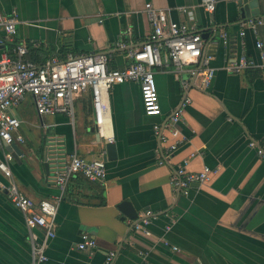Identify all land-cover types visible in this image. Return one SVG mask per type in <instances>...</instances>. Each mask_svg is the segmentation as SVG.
Segmentation results:
<instances>
[{"label": "crops", "instance_id": "0c3cea01", "mask_svg": "<svg viewBox=\"0 0 264 264\" xmlns=\"http://www.w3.org/2000/svg\"><path fill=\"white\" fill-rule=\"evenodd\" d=\"M252 1L250 19L263 17L264 0ZM249 2L218 0L208 14L200 0H0V11L13 12L18 21L13 43L33 49L30 61L37 65L51 55L104 53L110 68H124L127 52L140 47L150 32L143 13L150 3L164 9L169 20L193 23L205 35L203 54L215 70L205 90L189 66L179 75L171 67L156 71L158 112L152 115L145 111L138 85H115L108 132L115 158L105 161L106 178L98 183L77 176L63 192L54 185L61 168L52 166L46 173L37 151L48 138L59 144L56 150L64 152L65 162L73 154L86 161L102 159L107 142L96 133L89 95L74 100L72 120L61 114L38 116L28 95L11 111L21 122L14 136L23 140L16 143L19 162L9 153L17 187L33 200L59 199L55 236L47 242L43 264H103L110 251L115 252L112 264H264V69L226 70L242 55L260 63L255 42L264 44V24L257 36L248 29L239 36L245 22L240 13ZM0 40V56L10 54L12 43L2 31ZM182 81L189 84L191 100L178 124L186 140L160 166L152 126L164 124L181 104ZM184 160L190 172L203 166L216 171L205 185H192L186 197L170 185L172 169ZM0 184H7L1 173ZM124 201L136 220L117 207ZM148 210L153 218L135 230L134 223ZM82 234L94 239V249L77 250ZM30 235L43 237L41 230L26 227L23 214L0 188V264H29Z\"/></svg>", "mask_w": 264, "mask_h": 264}, {"label": "built area", "instance_id": "2783aa9c", "mask_svg": "<svg viewBox=\"0 0 264 264\" xmlns=\"http://www.w3.org/2000/svg\"><path fill=\"white\" fill-rule=\"evenodd\" d=\"M218 0H200L202 9L211 14ZM234 3L240 0H231ZM181 13L190 16V11L180 9ZM143 13L150 26V32L143 44L127 52L129 64L122 69L110 68L108 57L104 53L93 55H70L59 59L51 55L41 65L27 59L28 48L24 44L13 43L16 34V15L11 12L6 15L0 11V31L4 40L12 43L10 54L0 56V173L7 179L6 185L0 188L5 191L13 207L23 214L28 229H39L43 233L41 240L30 235L31 259L29 264H43L46 261L45 249L47 242L55 236V216L59 199L33 200L17 187L9 167L11 161L9 152L4 145L22 143L23 140L14 133L20 128L21 122L13 116L12 110L18 107L28 95L32 98L35 112L38 116L65 115L71 120L74 116V100L87 93L90 98L93 123L100 138L111 143L109 135V95L115 85L134 83L138 85L144 102L145 111L152 115L158 112L157 95L153 80L156 71L169 68L176 74L184 72V67H190L189 73L198 80V87L205 90L214 76V68L210 66L211 58L203 54L204 40L193 23L174 22L168 19L164 9L153 7L150 3L144 5ZM191 19V18H190ZM264 24V16L248 19L242 26L240 37L245 29L257 36V28ZM0 40V45L2 44ZM222 43L226 46L228 38L222 34ZM120 47H124L121 43ZM255 47L259 52L260 63L253 59L240 56L239 62H233L227 67L228 72L241 70L264 69V44L256 40ZM189 84L181 82L182 101L167 117L164 124H155L152 130L159 143L158 165L166 160L184 144L178 130L182 122L184 110L190 105L188 96ZM255 147L254 142L249 143ZM259 155L263 152L257 150ZM106 152L103 150L101 155ZM190 158V157H189ZM188 161L176 165L170 173V185L174 191L188 196L192 185H205L216 173L214 169L203 166L197 172L187 170ZM81 176L88 181L102 183L106 178L105 162L98 160L86 161L76 154L71 155L54 177V185L60 192L65 191L68 182ZM153 218L151 211H145L134 223L135 230H140ZM96 247L93 238L82 234L76 245L77 250L86 251ZM115 252L106 254L103 264H112Z\"/></svg>", "mask_w": 264, "mask_h": 264}, {"label": "water", "instance_id": "95a60500", "mask_svg": "<svg viewBox=\"0 0 264 264\" xmlns=\"http://www.w3.org/2000/svg\"><path fill=\"white\" fill-rule=\"evenodd\" d=\"M248 0H240L239 2H237V4L239 6H242L243 3H246ZM250 2L248 3L247 6L243 7L240 16H241V20L242 22L250 19V13H249V8H253L254 3L252 0H249ZM256 4V2H255ZM249 7V8H248ZM201 38H205V35H201ZM57 146H59V144H57L54 140L52 139H48L46 138L43 142L42 145H40L38 151H37V157L38 160L40 161L43 169L45 170V172L47 173L50 168H52V166L59 167L61 168L64 164H65V155L64 152L62 151H58V149L56 150ZM4 148L6 149L7 152H9L13 159L18 161V157L21 156V152L18 148V145L13 143L11 145H4ZM105 148V152L106 155H104L102 157V160L105 161H109L115 158V146L112 143L107 142L104 145ZM120 211L127 216L128 218H130L131 220H136V213L134 211V209L131 207V205L124 201L121 202L118 206H117Z\"/></svg>", "mask_w": 264, "mask_h": 264}, {"label": "trees", "instance_id": "16d2710c", "mask_svg": "<svg viewBox=\"0 0 264 264\" xmlns=\"http://www.w3.org/2000/svg\"><path fill=\"white\" fill-rule=\"evenodd\" d=\"M27 48H28V53H29L28 56H27V59L31 60L30 59V54L33 53V52H35V51L33 49H30L29 47H27ZM31 61H33V60H31ZM35 63H38V62H35Z\"/></svg>", "mask_w": 264, "mask_h": 264}]
</instances>
